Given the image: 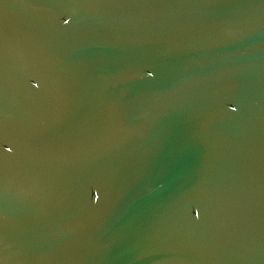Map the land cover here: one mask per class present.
Returning a JSON list of instances; mask_svg holds the SVG:
<instances>
[{
    "label": "water",
    "instance_id": "95a60500",
    "mask_svg": "<svg viewBox=\"0 0 264 264\" xmlns=\"http://www.w3.org/2000/svg\"><path fill=\"white\" fill-rule=\"evenodd\" d=\"M0 264H264V0H0Z\"/></svg>",
    "mask_w": 264,
    "mask_h": 264
},
{
    "label": "clouds",
    "instance_id": "9594fccd",
    "mask_svg": "<svg viewBox=\"0 0 264 264\" xmlns=\"http://www.w3.org/2000/svg\"><path fill=\"white\" fill-rule=\"evenodd\" d=\"M233 111H235V109H233Z\"/></svg>",
    "mask_w": 264,
    "mask_h": 264
}]
</instances>
